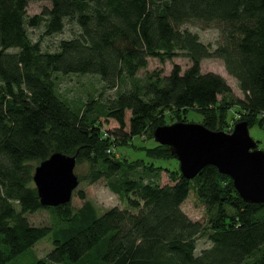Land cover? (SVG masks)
<instances>
[{
	"label": "trees",
	"instance_id": "16d2710c",
	"mask_svg": "<svg viewBox=\"0 0 264 264\" xmlns=\"http://www.w3.org/2000/svg\"><path fill=\"white\" fill-rule=\"evenodd\" d=\"M38 1L51 9L28 18V4ZM42 22L44 36L61 34L66 23L77 31L44 52L28 33ZM186 24L213 26L220 43L202 44L180 31ZM179 53L191 64L184 73L174 66L168 76L138 80L148 59L165 63ZM206 59L222 61L236 81L243 100L235 114L226 104L217 107L231 88L220 75L201 73ZM71 75L98 76L116 94L96 109L93 102L76 106L56 85ZM195 107L210 131L228 133L239 118L248 129L264 128V0H0V264L50 234L53 248L30 264H264V203L243 201L231 178L213 166L191 180L166 169L173 183L161 185L153 162L119 161L106 152L111 143L101 136L99 116L124 130L130 113L129 139L150 128L153 141L166 112L180 121ZM145 152L151 160H175L154 141ZM54 153L74 157L75 171L83 170L79 181L103 180L130 209L98 213L86 201L72 213L70 202L41 205L32 163ZM190 191L205 207V223L181 208ZM41 209L54 222L31 224L26 215ZM200 236L209 245L198 251Z\"/></svg>",
	"mask_w": 264,
	"mask_h": 264
},
{
	"label": "rangeland",
	"instance_id": "374dc122",
	"mask_svg": "<svg viewBox=\"0 0 264 264\" xmlns=\"http://www.w3.org/2000/svg\"><path fill=\"white\" fill-rule=\"evenodd\" d=\"M51 9V4L48 1H38L31 2L26 8V14L28 18L42 15L45 11ZM46 17H44L45 19ZM45 23L37 28H29L28 33L33 42H40L41 49L44 52H55L58 48L59 42L64 39H69L73 36V32L77 31L74 25L66 23L65 29L61 34H56L52 36H44ZM187 30L192 34L198 36L199 41L204 45H209L212 49H215L216 46L220 43L221 37L220 33L213 26L204 28L200 25L186 24L180 27V31ZM189 60L181 53L177 55L172 61L160 63L156 59H148L147 67L144 70H141L137 74V78L140 81H143L147 75H160L168 76L174 66H179L182 73H184L190 67ZM201 73H214L220 75L225 79L227 84L231 88V93L226 96H219L217 98V107L223 106L226 104L232 110V113L235 114L238 110L236 106V101L243 100V95L239 91L236 81L230 77L225 71L222 61L218 59H206L201 62ZM100 78L98 76H59L56 85L57 88L69 102L73 103L76 106L83 107L84 104L93 102V108H98V104L106 99H112L116 91L115 90H104L100 83ZM129 84H125V87H128ZM98 103V104H97ZM83 104V105H82ZM237 107V108H236ZM198 107L193 108V110L187 112L184 117L179 121L174 118L173 113L166 112L164 119L165 125H172L174 123H193L204 125L201 115L198 114ZM232 115L231 118H233ZM241 117V116H240ZM129 118L130 113H126L125 122L126 128L124 130L120 129L118 124L113 119H108L107 117L99 116L100 132L101 136L104 139L109 138L110 146L114 147L113 150L116 155L119 156V161L128 160H143L145 162H153L157 167H160L157 177H154L159 184H172L168 172L169 171H179V164L175 160H151L146 156L145 148L153 147V141L150 139L149 133L151 129L149 128L145 133L139 137H134L129 139ZM230 118V119H231ZM239 118V117H238ZM237 123L242 122L239 119L236 120ZM154 130V129H153ZM250 137L257 143V148L264 152V128H259L258 125H254L249 128ZM126 137V140H125ZM153 139V131H152ZM156 143V142H155ZM129 144V146H128ZM33 167L39 165L38 162L32 163ZM76 176L80 173H83L81 170L79 173L74 170ZM180 173V172H179ZM146 178H149L146 175ZM78 191H82L85 194V199L78 197ZM89 201L92 203L98 213H103L107 209H110L114 206L118 208L130 209L125 199L120 198L118 195L112 193L106 186L103 180H100L96 183H88L86 180H81L78 183V186L72 194L70 200V209L72 213H75L82 205ZM182 210L186 215L193 221H198L200 223H205L208 216L205 210L204 205L199 201L196 194L190 191L189 196L181 205ZM132 211V210H131ZM134 212V211H133ZM136 212V211H135ZM29 222L36 226L49 225L54 222V214L48 209H41L32 214H27ZM209 242L205 236H200L197 238V250L200 251L207 247ZM53 248L52 244V234L47 235L46 237L39 240L31 249L26 253L19 255L15 260L9 262L8 264H30L36 261L37 259L45 258L47 254Z\"/></svg>",
	"mask_w": 264,
	"mask_h": 264
},
{
	"label": "water",
	"instance_id": "95a60500",
	"mask_svg": "<svg viewBox=\"0 0 264 264\" xmlns=\"http://www.w3.org/2000/svg\"><path fill=\"white\" fill-rule=\"evenodd\" d=\"M153 140L166 146L179 164L183 178H196L213 166L231 178L241 199L264 203V152L250 137L245 121L235 124L231 133L210 131L200 124L174 123L157 127ZM76 160L54 153L34 169L33 184L43 206L70 202L79 180L74 173Z\"/></svg>",
	"mask_w": 264,
	"mask_h": 264
},
{
	"label": "built area",
	"instance_id": "2783aa9c",
	"mask_svg": "<svg viewBox=\"0 0 264 264\" xmlns=\"http://www.w3.org/2000/svg\"><path fill=\"white\" fill-rule=\"evenodd\" d=\"M233 128H234V125L231 127V129H229V132H228V133H231L232 130H233ZM104 138H105V137H104ZM113 148H114V147H112V146L109 147V148L107 149V151H106L107 154L113 156L115 159H119V156L115 154Z\"/></svg>",
	"mask_w": 264,
	"mask_h": 264
}]
</instances>
